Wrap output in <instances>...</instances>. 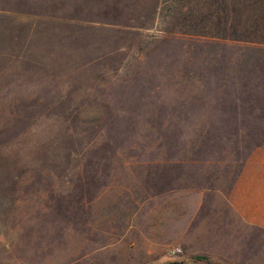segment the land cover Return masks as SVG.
<instances>
[{
  "label": "rangeland",
  "instance_id": "rangeland-1",
  "mask_svg": "<svg viewBox=\"0 0 264 264\" xmlns=\"http://www.w3.org/2000/svg\"><path fill=\"white\" fill-rule=\"evenodd\" d=\"M185 3L0 0V264L124 261L122 236L166 229L174 197L189 231L215 222L208 244L230 252L219 196L264 142V115L184 74L181 34L199 29L181 24ZM164 251L156 264L230 261Z\"/></svg>",
  "mask_w": 264,
  "mask_h": 264
},
{
  "label": "crops",
  "instance_id": "crops-1",
  "mask_svg": "<svg viewBox=\"0 0 264 264\" xmlns=\"http://www.w3.org/2000/svg\"><path fill=\"white\" fill-rule=\"evenodd\" d=\"M180 15L186 20L182 25L199 27L198 31L181 34L184 74L192 75L200 89L224 91L218 96L221 105L233 108L247 104L254 114L264 115V0H187ZM169 36L175 37L174 33H165L155 39ZM242 91L246 96H240ZM219 198L221 212L229 219L230 255L223 252L225 248L219 251L220 247L208 244L210 237L214 241L220 238L214 230L215 222L207 231L188 230L190 210L184 200L174 197L168 206L166 229L157 233L154 229L150 233L140 230L134 235L128 230L122 236V240L132 241L128 249L123 254L113 252L124 261L114 263L156 264L165 256L164 250L176 243L191 251L214 250L222 259L230 260L219 261L225 264H264V142L249 153L226 195ZM242 236L246 238L245 251L239 243ZM256 236L262 239L257 250ZM110 251L104 246L94 252Z\"/></svg>",
  "mask_w": 264,
  "mask_h": 264
},
{
  "label": "built area",
  "instance_id": "built-area-1",
  "mask_svg": "<svg viewBox=\"0 0 264 264\" xmlns=\"http://www.w3.org/2000/svg\"><path fill=\"white\" fill-rule=\"evenodd\" d=\"M182 254H184V250L181 247H174V248L170 249V251H169L170 258H175V257H178Z\"/></svg>",
  "mask_w": 264,
  "mask_h": 264
},
{
  "label": "water",
  "instance_id": "water-1",
  "mask_svg": "<svg viewBox=\"0 0 264 264\" xmlns=\"http://www.w3.org/2000/svg\"><path fill=\"white\" fill-rule=\"evenodd\" d=\"M169 264H181V262L180 261H171V262H169Z\"/></svg>",
  "mask_w": 264,
  "mask_h": 264
}]
</instances>
